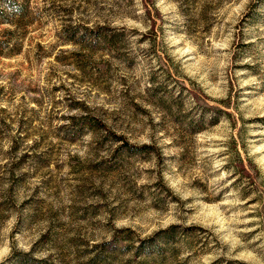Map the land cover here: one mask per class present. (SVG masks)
Segmentation results:
<instances>
[{
	"label": "rangeland",
	"instance_id": "374dc122",
	"mask_svg": "<svg viewBox=\"0 0 264 264\" xmlns=\"http://www.w3.org/2000/svg\"><path fill=\"white\" fill-rule=\"evenodd\" d=\"M0 264H264V0H0Z\"/></svg>",
	"mask_w": 264,
	"mask_h": 264
},
{
	"label": "trees",
	"instance_id": "16d2710c",
	"mask_svg": "<svg viewBox=\"0 0 264 264\" xmlns=\"http://www.w3.org/2000/svg\"><path fill=\"white\" fill-rule=\"evenodd\" d=\"M96 124H97V126H100V127H102V128H104V127H105V126H104V124H103V123H101V122H98V121H97V123H96ZM170 229H171V228H168V229H166V231H167V232H169V231H170ZM167 232H166V233H165V232H163V234H164V235H163V237H164V242H167V241H168V239H169V238H171V235H170V234H167Z\"/></svg>",
	"mask_w": 264,
	"mask_h": 264
}]
</instances>
